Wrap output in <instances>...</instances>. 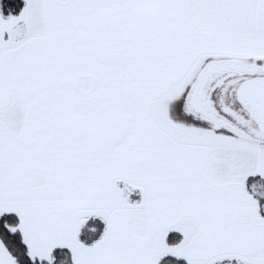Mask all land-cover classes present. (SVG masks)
Listing matches in <instances>:
<instances>
[{
	"label": "snow or ice",
	"instance_id": "obj_1",
	"mask_svg": "<svg viewBox=\"0 0 264 264\" xmlns=\"http://www.w3.org/2000/svg\"><path fill=\"white\" fill-rule=\"evenodd\" d=\"M0 264H264V0H0Z\"/></svg>",
	"mask_w": 264,
	"mask_h": 264
}]
</instances>
